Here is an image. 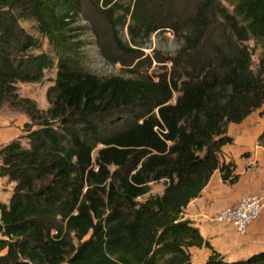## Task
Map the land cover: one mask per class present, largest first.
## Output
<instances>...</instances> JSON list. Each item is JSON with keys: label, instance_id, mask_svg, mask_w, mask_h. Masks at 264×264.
<instances>
[{"label": "trees", "instance_id": "obj_1", "mask_svg": "<svg viewBox=\"0 0 264 264\" xmlns=\"http://www.w3.org/2000/svg\"><path fill=\"white\" fill-rule=\"evenodd\" d=\"M81 1L0 0V107L29 119L25 145L19 136L0 146V176L14 183L0 201V264H192L191 246L211 249L205 264H264V250L225 260L183 216L215 170L238 181L235 163L220 160L228 125L264 113V0H230L232 12L191 0L186 14L175 12L183 0H134L131 36L184 31L170 73L156 79H102L77 63L70 21ZM89 1L108 13L117 5ZM249 40L261 46L255 69ZM52 68L39 109L16 84Z\"/></svg>", "mask_w": 264, "mask_h": 264}, {"label": "rangeland", "instance_id": "obj_2", "mask_svg": "<svg viewBox=\"0 0 264 264\" xmlns=\"http://www.w3.org/2000/svg\"><path fill=\"white\" fill-rule=\"evenodd\" d=\"M217 1L229 12H232L233 5L230 0ZM191 2L193 1L183 0L182 4L177 3L180 7L176 5L175 12L178 14L192 13ZM116 3L117 5L108 13L107 10H104L105 7L101 2H98L96 8L91 5L89 0L81 1V6L75 11L70 21L72 28L70 39L76 42L74 58L77 63L84 70L102 79L111 76L123 78L149 76L156 79L157 75L169 74L173 66L172 59L178 55L181 34L184 31L179 30L180 27H177L176 30L170 26L153 32L149 37H144L141 31L131 36L127 30V25L130 23L127 9L132 10L134 0H116ZM21 24L29 32H33L31 21H24ZM39 38L42 49L51 52V46L47 39L43 36H39ZM248 44L254 47L252 68L255 69L261 53V46L253 40H249ZM55 74L56 69L52 68L45 70L44 77L40 82H18L16 85L19 95L34 100L39 109H46L48 107L46 91L53 84ZM175 95H177L176 92L174 97ZM261 111L262 108L252 111L241 122L240 128L237 125L234 134L244 132L248 136H253L263 129L264 113ZM28 121L24 112L8 105L0 107V146L19 136H21L22 144L25 145L23 124ZM99 147L100 145H97L94 149L93 156ZM110 169L113 170L114 166H110ZM13 185L14 183L8 182L6 177L0 176V201H9ZM164 185L163 180L152 183L150 193L160 194ZM145 197L146 195L141 199Z\"/></svg>", "mask_w": 264, "mask_h": 264}, {"label": "crops", "instance_id": "obj_3", "mask_svg": "<svg viewBox=\"0 0 264 264\" xmlns=\"http://www.w3.org/2000/svg\"><path fill=\"white\" fill-rule=\"evenodd\" d=\"M240 124L229 123L227 133L231 134L233 142L223 146L220 156L222 162L231 160L235 163L238 181L227 184L222 181L219 170H215L199 196L191 199L183 210V216L227 261L245 259L264 250V148L257 143V137L264 128L253 136L244 132L234 134ZM243 194L262 198L263 209L247 232L240 235L233 227L219 224L213 218L219 209L236 203ZM1 202L8 203L5 200ZM189 252L192 264H205L211 249L191 246Z\"/></svg>", "mask_w": 264, "mask_h": 264}, {"label": "built area", "instance_id": "obj_4", "mask_svg": "<svg viewBox=\"0 0 264 264\" xmlns=\"http://www.w3.org/2000/svg\"><path fill=\"white\" fill-rule=\"evenodd\" d=\"M263 209L262 198L254 194H243L236 203L219 209L213 220L219 224L233 227L243 235L249 225L260 215Z\"/></svg>", "mask_w": 264, "mask_h": 264}]
</instances>
